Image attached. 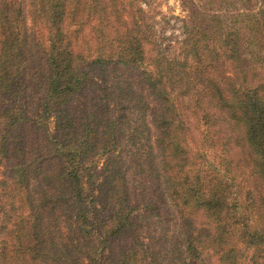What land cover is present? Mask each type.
I'll use <instances>...</instances> for the list:
<instances>
[{
    "label": "trees",
    "instance_id": "1",
    "mask_svg": "<svg viewBox=\"0 0 264 264\" xmlns=\"http://www.w3.org/2000/svg\"><path fill=\"white\" fill-rule=\"evenodd\" d=\"M140 1L0 0V264H264V0H182L174 39ZM138 208L173 211V250Z\"/></svg>",
    "mask_w": 264,
    "mask_h": 264
},
{
    "label": "rangeland",
    "instance_id": "2",
    "mask_svg": "<svg viewBox=\"0 0 264 264\" xmlns=\"http://www.w3.org/2000/svg\"><path fill=\"white\" fill-rule=\"evenodd\" d=\"M138 3H142L140 0ZM154 10L158 20H162L164 34L171 38L180 36V24L186 14L182 0H153ZM28 45L25 52V69L29 87L27 88L26 109L29 115V124L42 135L46 130L53 131L52 119L41 120L40 101L46 81L45 48L47 45L45 31L35 21L29 19L27 25ZM179 38V37H178ZM29 127V128H31ZM31 128V130H32ZM140 214L141 232L151 247L166 248V252L173 250L176 238V219L173 211L168 210L167 215L145 214L143 209H136ZM167 229V230H166ZM169 248V249H168ZM172 253L176 257V251Z\"/></svg>",
    "mask_w": 264,
    "mask_h": 264
}]
</instances>
